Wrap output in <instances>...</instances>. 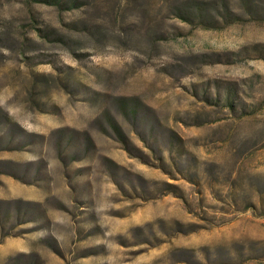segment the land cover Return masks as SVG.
Returning a JSON list of instances; mask_svg holds the SVG:
<instances>
[{
	"label": "rangeland",
	"instance_id": "1",
	"mask_svg": "<svg viewBox=\"0 0 264 264\" xmlns=\"http://www.w3.org/2000/svg\"><path fill=\"white\" fill-rule=\"evenodd\" d=\"M0 264H264V0H0Z\"/></svg>",
	"mask_w": 264,
	"mask_h": 264
}]
</instances>
